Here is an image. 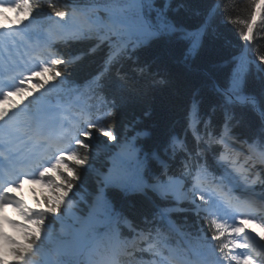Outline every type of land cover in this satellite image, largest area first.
<instances>
[{
	"label": "trees",
	"instance_id": "16d2710c",
	"mask_svg": "<svg viewBox=\"0 0 264 264\" xmlns=\"http://www.w3.org/2000/svg\"><path fill=\"white\" fill-rule=\"evenodd\" d=\"M217 2L223 5L222 9L215 6L216 0H171V3L167 0H30L34 6L43 7L32 17L23 19L36 30L50 31L58 20L65 21L55 17L49 6L54 3L57 10L82 12L98 21L122 18L133 25L91 26L89 30L77 31L81 36L88 32L113 37L112 46L117 53L130 50L129 58L122 56L110 69L105 70L106 45L93 52L95 40L68 41L71 34L57 40L58 54L67 63L51 68L61 75L53 77L51 72H43L35 78L38 85L49 82L51 94L81 95L92 103L102 104L105 125L115 131L117 141L108 144L107 137L94 132L87 141L91 150L77 144L73 151L88 157L85 166L75 165L74 160L64 156L67 166L74 167L80 177L69 197L79 213H84L97 200L100 208L96 225L110 227L109 230L118 227L125 240L123 249L128 252L131 249L126 245H132L135 235H143L137 241L140 248L150 243L159 246L160 239L171 236L163 214L174 219L191 241L216 234L217 222L213 215L201 209L200 203L204 201L199 197L195 198L197 203L178 200L169 190L166 193L153 190L148 182L160 179L166 187L168 173L179 174V167L185 169L184 173L205 169L216 176L223 175L225 170L212 164L208 156L215 157L217 150H225L218 141L224 136L242 151H247V147L259 153L264 151V137L260 134L264 121L256 107L251 103L226 104L219 88L228 85L229 77L243 74L242 94L256 96L264 111V64L258 58L264 55V22L261 21L264 0ZM180 3L184 7L177 11ZM253 19V39L245 41L246 25ZM79 21L83 19L79 17ZM170 22L186 29L190 40L177 41L174 35L149 38L150 30ZM144 66L148 71L140 74L138 67ZM23 87L24 93L30 90L28 83H23ZM226 110L233 116L232 130L226 126ZM27 117L23 116V124L28 123ZM207 143L209 151L205 147ZM135 166L145 176L141 180L142 189L131 181ZM163 167H169L168 173L162 171ZM250 168L264 192V164L255 161ZM96 169L106 175L100 177ZM52 174L59 173L54 169ZM38 191L42 201L45 196L53 195L47 185L39 186ZM38 199L30 197L34 204H40ZM55 216L67 218L63 205L58 213L45 217L43 231L52 239L61 237ZM10 236L23 239L18 229ZM216 243H228V236ZM35 246L28 255L38 256ZM12 247L0 239V250L15 257ZM254 250L257 251L255 247ZM257 252L264 264V253ZM109 255L108 246L101 247L98 257ZM147 256L152 263L151 255L143 249L134 250L133 255L124 252L121 260L129 262ZM64 262L84 264L85 257L64 249L55 254L53 264Z\"/></svg>",
	"mask_w": 264,
	"mask_h": 264
},
{
	"label": "snow or ice",
	"instance_id": "6c2138e0",
	"mask_svg": "<svg viewBox=\"0 0 264 264\" xmlns=\"http://www.w3.org/2000/svg\"><path fill=\"white\" fill-rule=\"evenodd\" d=\"M167 3H171V0H167ZM53 9V13L55 17L60 19L69 18V12L64 10H57L56 5L53 3L49 5ZM217 8L222 9L223 5L218 4L216 0ZM42 5H33L30 3V0H0V8H11L14 9L19 17L23 14L24 17L30 18L32 17L39 9H41ZM184 7L183 3L177 5V11L179 8ZM261 21L264 22V16L261 17ZM25 20L18 19V24H23ZM253 25H255V20L253 19L250 24H247V32L244 36L245 41H251L253 39ZM175 36L177 41H186L190 40V35L186 29L183 27H177L173 23H168L162 27H157L149 31L148 36L150 39H156L161 36ZM92 39L96 41L95 46L91 49V51L98 50L102 45H106L108 47V56L105 60V70L110 69L111 65L117 62L122 56L129 58L130 50L124 49L117 53V50L112 46L113 37H107L104 34H95L85 32L82 36L79 33L72 34L68 37L69 40H87ZM191 47L188 50V53L191 54ZM260 62L264 64V55L258 56ZM67 61L65 59H53V66H60L66 64ZM138 71L140 74H143L148 71L146 66L138 67ZM43 72H51L52 76L61 75V73L55 71L51 67H44ZM39 75V73H36ZM28 79H32L31 76ZM23 83V82H22ZM244 85V75L237 73L236 77H229L228 85L222 90V95L225 98L226 104L239 103L241 99L245 100L247 103L253 104L255 106V100L252 97H247L242 94V89ZM41 88L44 86L43 83L39 85ZM24 89L17 88V92H22ZM7 99V97H5ZM194 105H197L194 103ZM7 112H0V117L7 116ZM259 116L261 121H264V111H259ZM226 126L232 130L234 126L231 121L233 119L231 111L226 110L225 112ZM91 128L92 130H89ZM98 132L100 135L107 137L109 141L115 143L117 141V136L115 131L111 128H98L95 123H91L88 127H86L81 133L83 139L77 140V143L84 150H91V145L87 143L88 140H91L93 137V133ZM260 134L264 137V126L260 129ZM90 153V152H89ZM69 159L75 161V165L85 166L88 164L87 156H79L75 151L69 153ZM63 167V171L61 168ZM53 168L58 175L52 174ZM80 179L79 175L76 173L74 167L67 166V162L65 161L64 156H60L57 160L56 164L52 166V168L45 167L42 171H39L38 178L35 180L36 183H42L47 185L52 192V196H45L43 198V205L46 207H41L39 210L29 208L23 199H17L13 196H8L7 199L4 196H0V221L6 220L8 224H11L14 228L18 229L20 235L22 236V241L16 238H13L10 235H7L3 232H0V239H2L7 245H12L11 253L17 258V261L22 262V264H27V255L33 251L36 242L41 239L42 231L45 227V217L49 214H56L61 209L64 202L69 198V195L73 193V190L77 187L76 182ZM168 184L166 185V190L168 191ZM19 187V184H8L5 185L3 191L5 193H11L15 188ZM200 201L205 200V196L201 194L199 196ZM38 203L41 201L38 199ZM15 204L19 213L22 217L21 220H13L4 217L3 213L8 204ZM248 219L254 218L242 216L239 222L229 229L228 227L216 223L215 229L216 234L210 237L211 241L218 242L221 241L222 237H226L231 235L233 237L239 236L241 234L247 235V230L245 228V221ZM260 223L264 225V219L260 220ZM248 249L249 245L246 243H242L239 240L233 239L230 243H220L219 244V254L223 256L222 264L227 262V264H254L253 257L250 255H243L239 258L237 256L229 257L225 254L226 251L230 249ZM0 264H5V261L2 257H0Z\"/></svg>",
	"mask_w": 264,
	"mask_h": 264
},
{
	"label": "rangeland",
	"instance_id": "374dc122",
	"mask_svg": "<svg viewBox=\"0 0 264 264\" xmlns=\"http://www.w3.org/2000/svg\"><path fill=\"white\" fill-rule=\"evenodd\" d=\"M71 19L72 23L75 24V27L81 25L77 23V18L79 17L76 12L71 13ZM93 19L91 18L88 23H85L83 26L88 28L93 24ZM60 25L58 24L56 27V30L52 33H49V38H52L56 35V31L58 32L60 29ZM99 25H108L109 23L107 21H100ZM9 50V48L7 47ZM13 52V50L11 51ZM13 103L7 102L3 103L1 106V112H7L10 108H17L16 105L18 104L17 101H12ZM108 144H113V142L109 141L107 138ZM262 157L264 158V151L262 153ZM238 169H242L240 166H236ZM233 167V168H236ZM133 169V168H132ZM98 174L100 173V170L96 169L95 170ZM168 189L169 192H171L177 199L179 200H186V199H191L194 200V198L191 197V193L187 191L183 187V180L172 177L169 179V184H168ZM200 184L197 183V187H199ZM196 186V185H195ZM153 187L159 190L162 193H166V188L165 185L162 182H157L153 184ZM201 187V186H200ZM37 193V189H34L33 185L27 184H21L16 190L12 191L11 193H7L8 196H13L17 199H23L25 204L29 207L28 200L26 198V194H35ZM64 209H65V214L68 218L69 221L73 222H79L83 217L81 214L78 213L76 210V205L72 202L70 197L64 202L63 204ZM4 217L8 219H13V220H21L22 217L19 213V210L17 209L16 205L14 204V209L10 210L6 207L3 213ZM255 222H253V219H248L246 227H248L247 230V236L250 240L255 242L257 245L263 247L264 244V228L260 227V225L257 224L256 219L254 218ZM59 227L58 231L61 235L60 239H52L50 235H47L46 233L42 232L41 239L38 241V243L35 246L36 252H39L42 248L48 246V247H53V248H59L62 245H65L68 242L67 237L71 235V230L69 228V224L67 223V220H59ZM0 232L5 231V229H15L11 224H8L6 220L0 221ZM3 227V228H2ZM9 230V231H10ZM8 233H11L8 232ZM92 235L96 237V243L95 247L99 246L103 240L106 239L107 235L103 234L102 236H95V231L92 232ZM147 248V247H146ZM93 251V248H92ZM41 252V251H40ZM88 260L90 261V264H95V260L91 257L90 252H88ZM0 257L3 258L5 261V264H22V262L17 261V258H13L12 256L8 254H1ZM30 257L27 255V262L29 261Z\"/></svg>",
	"mask_w": 264,
	"mask_h": 264
},
{
	"label": "water",
	"instance_id": "95a60500",
	"mask_svg": "<svg viewBox=\"0 0 264 264\" xmlns=\"http://www.w3.org/2000/svg\"><path fill=\"white\" fill-rule=\"evenodd\" d=\"M219 88L221 89V90H223L224 88L222 87V86H220L219 85ZM245 96V95H244ZM247 97H252V98H254V100H255V107H256V110L259 112V111H261V109H260V107H259V100H258V98L256 97V96H253V95H249V96H247ZM240 103H247L245 100H243V99H241L240 100Z\"/></svg>",
	"mask_w": 264,
	"mask_h": 264
}]
</instances>
